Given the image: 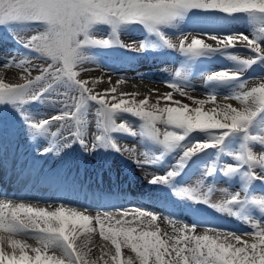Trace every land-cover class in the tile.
Here are the masks:
<instances>
[{"label":"snow or ice","instance_id":"1","mask_svg":"<svg viewBox=\"0 0 264 264\" xmlns=\"http://www.w3.org/2000/svg\"><path fill=\"white\" fill-rule=\"evenodd\" d=\"M193 9L219 11L227 15L246 14L262 26L254 29L252 37L243 33L208 36L215 42L212 44L196 37L189 42L188 35L181 37L178 44L173 43L161 31L162 27L172 26ZM132 22L144 25L149 33L159 36L168 47L189 57L226 51L239 45L259 54L255 58L231 56L245 68L257 59H264V46L260 43L264 40V0H0V25H23L25 32L31 34L22 37L21 43L36 53L34 58L20 59L19 63H15L13 58L3 65L20 68L26 75L21 77L22 83H7L0 79V104L18 106L38 100L54 84L63 82L67 90L60 114L27 122L31 130L50 133L62 141L57 151L78 141L88 152L98 147H110L136 160L135 147L118 146L111 140V132L147 137L162 145L165 151L180 146L194 131L212 135L211 142L186 147L177 170L169 171L166 176L152 177L150 182L155 184L166 183L176 177L186 160L197 152L222 145L229 136L240 135L242 142L233 154L238 165H226L225 175L233 174L239 166L246 165L247 175L259 178L255 169L264 170V128L259 134H253L251 129L257 117L264 113V78L253 79L258 82L251 85L249 82L253 80L242 81L233 94L225 97L238 102L236 107L232 104L216 105V96L211 94L207 99L189 96L195 107L173 100L172 92L164 94L154 104L149 103L148 97L136 99L137 93H121L119 97L112 95L111 99L107 98L108 93H116L115 87L103 94H93V89L88 87L89 81L81 78V71L77 70L86 61L81 49L92 45L106 46L110 41L95 38L90 35V30L96 24L109 25L116 42L121 43L118 29ZM122 46L134 50L144 47L143 43ZM33 59L46 64V67L37 69L39 74L34 77ZM175 75L179 77L181 73L177 71ZM242 75V71H220L209 79L237 81ZM167 86L187 95L184 88L176 83H167ZM161 99L165 101L164 107L160 106ZM209 102L215 107L205 108ZM90 103L96 105L95 127L98 131L89 135L87 110ZM118 114H129L141 123L138 128H132L129 122L117 120ZM53 125L55 131H51ZM254 144L259 145V151H254ZM137 163L141 161L137 160ZM212 171L209 169L207 175ZM202 189L205 185L200 180L195 186L180 189L177 195L207 203L220 212H231L232 205L245 199L242 194L223 190L224 198L213 202V188ZM252 202L264 211V198ZM161 219L171 226V232L161 229L157 223ZM93 221L99 225V236L111 245V248L107 245L101 248L99 259L103 264H264V222L252 221V231L243 234L211 228H204L198 234V227L137 207L93 217L64 205L50 211L9 200H0V264H97L96 260L85 259L86 253L76 243L81 231H96L91 226ZM28 237L36 239L39 246L28 244ZM104 248L108 250L104 251ZM123 248L134 253V257H124Z\"/></svg>","mask_w":264,"mask_h":264},{"label":"rangeland","instance_id":"2","mask_svg":"<svg viewBox=\"0 0 264 264\" xmlns=\"http://www.w3.org/2000/svg\"><path fill=\"white\" fill-rule=\"evenodd\" d=\"M194 24L219 29L206 32L197 29L196 31L194 27V29L191 27ZM261 26L253 22L246 14L227 15L219 11L193 9L182 19L174 22L172 26L162 27L161 31L176 44L179 43L181 37L188 35L189 42L193 36L204 39L206 43L215 44L214 41L202 36H227L243 33L252 37L254 29H259ZM129 29L137 31L138 35L124 39V31ZM217 30H223V34L222 32L217 33ZM25 31L23 25H0V79H3L1 76H9V79H4L7 83H22L21 77L26 74L15 66L3 67L5 63L13 58H15V63H19L20 59L36 56L35 52L21 43L22 37L31 34ZM90 35L97 39H108L110 43L106 46L92 45L82 48L81 54L86 61L77 70L81 71V74L88 73L85 80L89 81L88 87L93 89V94H103L105 90L115 87L116 93L107 94L109 99L112 95L119 97L121 93H135L130 89L140 86L146 89L154 87L153 92L150 93L152 96H157V99L172 92L173 100L188 104L190 107H195V105L188 98L189 96L196 99H207L210 94L216 96V105L232 104L236 107L239 106L238 102L225 99V97L233 94L242 81L264 78V59H257L247 68L231 59L232 55L244 58L258 57L259 54L239 45L226 51L209 52L193 58L182 54L175 48L168 47L159 36L149 33L144 25L136 22L122 25L118 29L117 36L121 43L116 42L111 27L106 24L94 25L90 30ZM133 43L136 45L143 43L144 47L141 50H134L131 47L122 46V44ZM260 43L264 46V40ZM133 58L152 60V64L147 69H143L144 77L117 76L109 80H100L101 77L98 80L89 73L96 74L95 71L98 69L110 72V69L119 68V62ZM161 58H165L167 62L156 64L153 61ZM31 64L33 77L39 74L37 70L39 67H46L41 60L33 59ZM6 70H14L15 77L8 74ZM177 71L181 73L179 77L175 75ZM220 71H242L243 75L237 81L209 79L213 73ZM256 82L258 81L253 80L249 83L251 85ZM167 83H176L183 87L187 95L174 91L167 86ZM66 90L67 85L58 82L49 91L44 92L38 100H30L18 106L0 104V186L3 185L1 180L6 169L14 170L12 173L17 176L21 168L28 169L25 176L28 175L27 178L31 180L42 181V179L53 177L55 181L57 177L61 179L66 173L72 176V181L76 178L77 185L76 182L71 183V192H66L65 189L61 192L56 190V187L50 188L48 183L40 188L30 185L26 186L31 187L28 189L20 186L13 190L7 188L4 191L1 186L0 200H9L14 203L64 205L87 213H113L121 209L137 207L161 217L174 219L184 225L198 227V234L203 232L204 228L243 234L252 231V221L264 222V211L252 202L255 199L264 198V170L256 168L255 172L259 178L249 177L248 168L244 165L239 166L237 172L225 175L226 165H238V162L233 159V154L239 150V144L242 142L240 135L229 136L222 145L197 152L186 160L184 167L179 170L176 177L166 183L154 184L150 182L152 177L166 176L169 171L177 170L180 157L186 147L211 142L212 135L204 131H194L181 142L180 146L171 151H165L162 145L147 137L111 132L109 134L111 140L118 146L135 147L136 160L129 159L110 147H98L88 152L78 141L57 151L61 148L62 141H58L50 133L31 130L27 122H35L60 114ZM146 92L144 91L145 94ZM141 96L137 94L136 99H141ZM160 103L161 107L165 106L164 100L161 99ZM212 107L215 105L211 102L205 105V108ZM116 119L129 122L132 128H138L141 123L129 114H118ZM95 120L96 105L90 103L87 110L89 135L98 131L95 127ZM71 126L74 130V122ZM262 128H264V113L257 117L251 131L253 134H259ZM51 131H55V125L51 126ZM252 146L254 151H259L258 144ZM46 149L50 150L45 151ZM11 156L14 158L11 159ZM137 160L141 163H137ZM209 169H213L211 175H207ZM200 180L204 181L205 189L209 186L213 188L211 194L213 202L224 198L223 190L230 194H242L245 199L241 203L232 205L231 212H220L207 203L177 195L180 189L195 186ZM26 181L25 177V183ZM112 189L114 192L110 194L111 196H105L104 192L112 191ZM91 226L96 231L89 239L90 246L87 247L86 259L96 260L97 264H103V260L99 259L102 256L100 244L110 242L103 241L99 236V225L95 221ZM87 234L90 233L87 232ZM244 238L248 239L246 236ZM26 242L32 246H39L36 239L32 237L26 238Z\"/></svg>","mask_w":264,"mask_h":264},{"label":"bare ground","instance_id":"3","mask_svg":"<svg viewBox=\"0 0 264 264\" xmlns=\"http://www.w3.org/2000/svg\"><path fill=\"white\" fill-rule=\"evenodd\" d=\"M191 27H192V29H196V31H208V30H215V29H219V28H217V27H203V26H199V25H191ZM194 27V28H193ZM198 29V30H197ZM125 32V38L124 39H128L129 37H136L138 34H137V31H134V30H131V29H129V30H126V31H124ZM217 33H221L222 32V34H223V30H217L216 31ZM219 33V34H220ZM193 37V36H192ZM202 37H207L208 38V36H202ZM210 41V40H209ZM154 62H156V64L157 63H165V62H167L166 60H165V58L163 59V58H161L160 60H153ZM152 64V60H149V59H136V58H133V59H128V60H126V61H121V62H119V68H115V69H110L109 71L110 72H107V71H105V70H99L97 67V69H98V71H95V73L96 74H94V73H91V72H89L90 74H93V77L94 78H97L98 80L102 77V79H100V80H109V79H112V78H114V77H123V78H142V77H144L143 76V69H147V67H149L150 65ZM96 69V70H97ZM124 69H127V70H124ZM113 70V71H112ZM6 72L8 73V74H10V75H12V76H14L15 77V72H14V70H6ZM5 76V75H4ZM88 76V73H84V74H81V78H83V79H85L86 77ZM9 76H6V77H3V76H1V78H3V79H6L7 80V78H8ZM9 79V78H8ZM11 79H14V78H11ZM121 82V81H120ZM98 83V82H97ZM146 85H148V83H146ZM101 85H99V87H100ZM101 88V87H100ZM149 89H146V87L145 88H143V87H140V86H138V87H135V88H133V89H130V90H133L135 93H137L139 96H141L142 98L141 99H143V97H148L149 98V103H156V101H154V99H157L158 97L156 96H152L151 95V93L153 92V90H154V87H148ZM102 89V88H101ZM158 90V89H157ZM124 91V90H123ZM126 91V90H125ZM144 91H147L146 92V94L144 93ZM94 92V91H93ZM151 92V93H150ZM152 97V98H151ZM196 97H199V96H196ZM140 98V97H139ZM160 106H161V103H160ZM14 157L13 156H11V159H13ZM21 164V163H20ZM13 166H14V163L12 164ZM6 172L7 171H4V175L6 176V177H9V179H11L12 177H15L14 176V174L13 173H7V175H6ZM64 176H66L65 174H64ZM63 176V177H64ZM67 177V180H68V183H66V182H64V183H66V184H62V183H60V187H62V188H65V191L66 192H71L72 191V189H71V179H72V176L71 177H69V176H66ZM17 180H18V175H17V178H16ZM15 179V181H17ZM67 187V188H66ZM9 190H10V188H9ZM113 191H114V189H112V191H109V192H104L106 195L105 196H110V194H112L113 193ZM147 195H151V193H147ZM15 203H24V204H27V205H32V206H34V207H44V208H47L48 210H55V208L56 207H59V206H61V205H57V204H55V205H53V204H47V205H43V204H40V203H36V204H34V203H28V202H15ZM68 208V207H67ZM69 209H71V208H69ZM76 210H78V209H76ZM129 210H131V208H129ZM78 211H81V210H78ZM82 212H84V211H82ZM85 214H87V215H91V216H93V217H95L97 214H101V215H103V213H87V212H84ZM116 213H118V211H116V212H113V214H116ZM157 223H159V225H160V227H161V229H163V230H166V231H168V232H171L172 231V228H171V226L169 225V224H166V223H164V221L163 220H159V221H157ZM88 235V236H87ZM98 236V235H97ZM93 237V233H90V234H87V231H81L79 234H78V236H77V238H76V243H77V245H79L82 249H83V251L86 253V252H88L87 251V247L88 246H90V242H89V239L90 238H92ZM101 245V248L103 247V246H105V245H107L108 246V248H111V245H110V243L109 244H107V243H105V244H100ZM108 248H104V251H107L108 250ZM112 252L114 253V248H112ZM122 253H123V256L124 257H127V256H133L134 257V253H132V252H130V250H128V249H126V248H123L122 249ZM87 254V253H86ZM86 257H87V255L85 256V259H86ZM105 259H108L109 257H107V256H105L104 257Z\"/></svg>","mask_w":264,"mask_h":264}]
</instances>
